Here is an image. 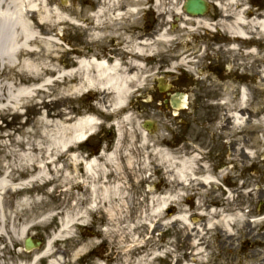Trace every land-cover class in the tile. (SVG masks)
<instances>
[{"label":"rangeland","instance_id":"374dc122","mask_svg":"<svg viewBox=\"0 0 264 264\" xmlns=\"http://www.w3.org/2000/svg\"><path fill=\"white\" fill-rule=\"evenodd\" d=\"M109 1L25 0L28 9L40 4L30 18L40 37L30 57L36 63L0 60V210L7 215L0 264H264V33L254 28L264 19V0H208L198 24L184 18V0ZM18 3L1 0L0 13L14 15ZM236 15L246 22L247 41L227 35ZM163 31L169 40L137 59L142 71L125 106L116 108L108 94L67 91L79 84L77 74L67 76L78 60H100L103 47L122 39L127 67L136 61L133 44ZM243 88L244 122L236 127L223 116L236 112ZM174 93L186 95L176 111L165 103ZM88 116L95 133L64 152L65 126ZM146 121L155 124L152 132ZM99 150L102 159L115 155L119 174L108 180L122 186L125 199L93 211L86 186L67 184L66 176L84 181L70 156L88 161ZM182 161L191 170L181 179ZM206 176L213 182L204 184ZM159 198L167 204L155 216ZM85 211L86 222L64 229ZM28 237L41 245L24 251Z\"/></svg>","mask_w":264,"mask_h":264},{"label":"bare ground","instance_id":"6f19581e","mask_svg":"<svg viewBox=\"0 0 264 264\" xmlns=\"http://www.w3.org/2000/svg\"><path fill=\"white\" fill-rule=\"evenodd\" d=\"M109 2L114 4L117 2V0H110ZM18 4L20 5L16 8L14 15L5 16L0 13V60L2 61L16 58L17 63H36L35 60H30V57L31 55H34L37 50L35 47H32L33 42H36L40 37L38 31H36V24L34 22L31 23L30 18L32 16V11L39 10L40 4L37 3L31 5L30 3V9H28L25 5V0H19ZM131 11L135 12L133 8ZM49 12L57 14L59 18L61 17L60 12H58L55 8ZM234 17L235 27H230L228 25L227 35L230 36L235 42L239 41V38L248 39V33H246L244 29L240 28V26L246 25V22L239 15ZM111 18L116 21L120 19L117 15L113 17L111 16ZM184 18L187 20L190 19L186 16ZM193 20L197 24L200 22L199 18H195ZM38 21L43 22V17H38ZM94 25L99 26V23H95ZM205 27L208 28V25L205 24ZM254 28L256 31L264 33V19L256 22ZM168 40V33L163 31L159 34V37L153 41L134 43L129 49V52L132 54V58L136 59V61L133 60V62L128 63L127 67H123L122 64L116 60H114L112 63H108L105 60H97L96 58L78 60V69L75 71V73L69 71L67 76L71 77L72 74H77L78 76L75 79V82L79 84H76L75 86H68L67 91L69 93L75 92L79 94L81 92L86 93L89 91H95L101 96H106L108 94L113 97L116 108L125 106L127 97L131 93V88L134 87V83L138 81L137 73L142 71V67L137 59H145L146 55L152 54L153 49L151 47L148 48V46L159 42H167ZM230 49L234 51L238 50V47L234 45L231 46ZM239 101L240 104L238 105L235 113L227 115L228 118L223 116L227 123L229 122L231 125H236V127H239L241 123L244 122L243 113L245 110L243 107H245V103L247 101V93L244 88L240 91ZM184 103V100H182L180 105L183 106ZM125 118L127 117H124V120H126ZM96 125L97 123L90 116L78 118L73 124H67L65 126V130L67 132V141L62 150L64 152L69 151L70 145H78L85 142L91 135L95 133ZM142 137L144 139L146 138V134L144 132ZM102 155L103 152L98 157H92L88 161L77 162V156L72 154L70 159L73 163L75 162L76 168L81 167L85 176V180L77 181V179L74 177H70L68 175L66 176L67 184L83 183L84 186H86L89 194L91 195L90 203L92 206L91 210L93 211L97 210V205L99 202L107 203L111 200L115 202L117 200L122 201L125 199V196H122L124 193L121 189L122 186H111V183L108 180L109 178L113 177V175L117 176L119 174L116 172V170L118 171L120 166L118 165L117 160L114 158L115 155L113 153L109 154L105 157V159L101 158ZM187 164V161H182L180 163L178 175L181 179L185 178L183 171L190 169ZM202 182L207 184L213 181L210 176H206L202 179ZM99 195L101 198H99ZM156 201H158V205L161 208L155 210L154 215L159 216L161 210L166 208L167 201L166 198H159L156 199ZM86 214V211L77 212L75 217H69L66 221L64 229L70 233L71 228L79 225V221L82 223L86 222ZM0 219L4 221L7 220L5 211L0 210ZM108 219L110 222H114L116 218L115 215L108 212ZM227 226L230 227L231 223H228ZM263 228L264 219L258 225L259 230H262ZM260 236H262L261 241L264 242V231L260 234ZM78 253L79 252L75 253L74 257H76ZM198 254H201V251H199ZM31 264H36V261L34 260ZM50 264L59 263L52 261ZM126 264L131 263L127 260ZM138 264H151V261L142 258L140 261H138Z\"/></svg>","mask_w":264,"mask_h":264},{"label":"water","instance_id":"95a60500","mask_svg":"<svg viewBox=\"0 0 264 264\" xmlns=\"http://www.w3.org/2000/svg\"><path fill=\"white\" fill-rule=\"evenodd\" d=\"M208 6L204 0H186L184 4V10L187 14L190 15H203L207 12ZM180 97V96H179ZM180 100L178 96H172L170 98V104L174 109L179 108ZM148 129L153 127L151 122H147ZM40 242H33L30 238L25 239L23 246L26 251L37 248L40 246Z\"/></svg>","mask_w":264,"mask_h":264},{"label":"flooded vegetation","instance_id":"af4514ba","mask_svg":"<svg viewBox=\"0 0 264 264\" xmlns=\"http://www.w3.org/2000/svg\"><path fill=\"white\" fill-rule=\"evenodd\" d=\"M112 46H106L101 49V53L99 55V59H104L106 62L112 63L114 60H116L119 63H124L128 58L127 53V44L123 43V40H117L112 42ZM127 47V48H126ZM126 48V49H125ZM112 49H115V52H112ZM119 49H125V54L119 55L117 52Z\"/></svg>","mask_w":264,"mask_h":264}]
</instances>
